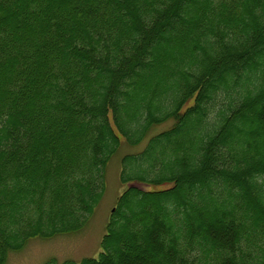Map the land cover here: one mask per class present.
I'll list each match as a JSON object with an SVG mask.
<instances>
[{
    "label": "trees",
    "instance_id": "obj_1",
    "mask_svg": "<svg viewBox=\"0 0 264 264\" xmlns=\"http://www.w3.org/2000/svg\"><path fill=\"white\" fill-rule=\"evenodd\" d=\"M122 142L98 256L58 264H264V0H0V264L84 225Z\"/></svg>",
    "mask_w": 264,
    "mask_h": 264
},
{
    "label": "rangeland",
    "instance_id": "obj_2",
    "mask_svg": "<svg viewBox=\"0 0 264 264\" xmlns=\"http://www.w3.org/2000/svg\"><path fill=\"white\" fill-rule=\"evenodd\" d=\"M221 99L225 102H228V99L232 100L227 94L221 95L211 106L206 118L207 125L216 119L218 110L223 106L220 102ZM172 123L173 121L169 120L158 125L152 134L168 128ZM143 146L144 143L139 146H131L122 142L119 150L107 165L103 195L93 213L88 216L80 229L72 233H61L50 237H31L23 247L9 250L4 264H45L51 259H54V262L58 264L65 260L79 262L84 257H97L101 250V239L117 196L125 188V184L119 180L121 157L126 153L136 152Z\"/></svg>",
    "mask_w": 264,
    "mask_h": 264
},
{
    "label": "water",
    "instance_id": "obj_3",
    "mask_svg": "<svg viewBox=\"0 0 264 264\" xmlns=\"http://www.w3.org/2000/svg\"><path fill=\"white\" fill-rule=\"evenodd\" d=\"M127 185H128V187H137V188L143 189V190H148L151 188L150 185L139 183V182H131V183H128Z\"/></svg>",
    "mask_w": 264,
    "mask_h": 264
}]
</instances>
